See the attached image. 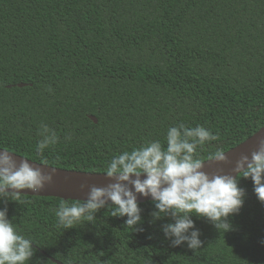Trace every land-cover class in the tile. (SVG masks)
<instances>
[{
	"label": "trees",
	"instance_id": "16d2710c",
	"mask_svg": "<svg viewBox=\"0 0 264 264\" xmlns=\"http://www.w3.org/2000/svg\"><path fill=\"white\" fill-rule=\"evenodd\" d=\"M180 123L219 137L204 157L264 125V0H0V148L104 173L114 155L166 143ZM41 124L59 137L43 157ZM239 186L231 230L191 217L195 251L172 246L162 226L174 221L154 220L152 201L139 203L134 231L111 208L58 227L59 203L78 200L23 194L0 209L34 241L27 264H264V203L251 178Z\"/></svg>",
	"mask_w": 264,
	"mask_h": 264
},
{
	"label": "clouds",
	"instance_id": "9594fccd",
	"mask_svg": "<svg viewBox=\"0 0 264 264\" xmlns=\"http://www.w3.org/2000/svg\"><path fill=\"white\" fill-rule=\"evenodd\" d=\"M39 135L36 151L43 157L45 149L57 144L59 137L46 124H41ZM218 138L202 125L189 128L180 123L167 129L166 143L149 140L131 151L114 155L104 170L114 182L105 187L90 186L86 200L61 201L54 210L57 226L71 229L81 221L93 222L97 212L111 208V216L127 217L125 226L133 231L142 230L137 228L142 223V209L137 200L140 194L152 198L157 210L151 213L154 220L171 216L174 222L163 225L162 231L173 247L186 243L193 251L200 249L201 232L191 217L206 218L224 233L231 230L228 218L238 214L244 203L240 178H251L258 200L264 203V137L258 140L251 158L239 156L232 174L209 175L202 171L206 160L229 162L223 149L218 148L207 157L201 154L204 145ZM13 154L12 150L0 149V201L20 202L23 195L20 190L39 192L53 183L56 168L45 171L34 167L28 159L18 162ZM141 175L146 178L141 179ZM88 187L80 185L81 190ZM33 243L8 218L7 207L0 209V264H27L34 255Z\"/></svg>",
	"mask_w": 264,
	"mask_h": 264
},
{
	"label": "water",
	"instance_id": "95a60500",
	"mask_svg": "<svg viewBox=\"0 0 264 264\" xmlns=\"http://www.w3.org/2000/svg\"><path fill=\"white\" fill-rule=\"evenodd\" d=\"M23 86V84H19ZM90 118L97 122L94 116ZM264 137V125L259 128L254 134L250 137L237 144L236 146L226 150V155L228 157V163L216 162V161H205L202 171L209 175L215 174H232V169L235 167L236 160L241 154L248 155L251 158V153L257 150L258 140ZM3 149V148H0ZM17 161L20 159H28L26 157L13 154ZM29 160L34 167L43 168L45 171H51V168H56V174L53 177V183L48 185L39 192H32L31 190L24 189L20 190L23 194L27 195H36L43 197H59L62 199H71V200H86L90 186L96 187H105L108 183L114 182L112 179L108 178L105 173H94L88 171H78L71 169H64L59 167H54L39 163L33 160ZM235 175V174H233ZM135 178V177H133ZM141 179H145V175H141ZM84 183L89 187L81 190L80 185ZM138 203L145 201H152V198L144 197L140 194H137Z\"/></svg>",
	"mask_w": 264,
	"mask_h": 264
}]
</instances>
